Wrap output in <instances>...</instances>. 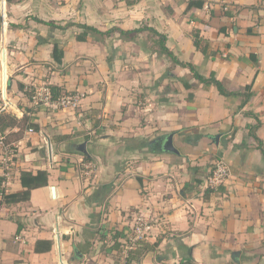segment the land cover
Wrapping results in <instances>:
<instances>
[{"label":"crops","instance_id":"obj_1","mask_svg":"<svg viewBox=\"0 0 264 264\" xmlns=\"http://www.w3.org/2000/svg\"><path fill=\"white\" fill-rule=\"evenodd\" d=\"M56 1L4 0L1 10L12 99L0 111L29 122L0 132L15 150L5 193L23 189V170H46L48 184L0 205V264H264V156L249 135L255 126L264 149V0ZM78 24L140 31L80 41ZM193 30L214 55L196 50ZM153 31L226 90L251 84L250 98L240 106L242 96L193 78L159 52ZM42 85L79 102L34 106L25 92ZM168 134L178 153L162 149ZM218 158L230 172L213 190L205 180ZM138 214L152 225L144 242L156 246L125 257ZM38 239L51 240L50 250L35 252Z\"/></svg>","mask_w":264,"mask_h":264},{"label":"trees","instance_id":"obj_2","mask_svg":"<svg viewBox=\"0 0 264 264\" xmlns=\"http://www.w3.org/2000/svg\"><path fill=\"white\" fill-rule=\"evenodd\" d=\"M202 6V2H195V1H189L187 8L191 6ZM37 19V18H36ZM38 22L41 23H47L51 26H56L53 24V22H45L43 20L37 19ZM78 26L82 29L80 33L76 35V38L80 41L85 40L86 35L90 32L96 33L101 36H108L110 33L117 31L120 35L127 34V33H138L140 31V28L132 29L130 31H124L119 28H111L108 29L104 32L97 30L96 28L86 25V24H78ZM60 27V26H56ZM155 35L158 36V41H159V52L167 56L168 58L171 59V61L176 64L180 65L182 67H186L189 69L190 74L193 78L198 80L199 82L203 83L204 85H209L212 84L214 85L218 92L224 96H230V95H240L242 96V101L240 103V106L246 102L250 96H251V84H247L244 87V90L242 92H233V91H228L224 88L223 84L221 81L215 78L214 73L211 72L208 76L201 75L196 67L194 66L193 63L191 62H182L180 61L164 44L165 42V36L157 33L156 31H153ZM192 43L196 50L200 51L204 56H211L215 54V51L210 49V45L208 42L204 39H202L199 35L198 30H193L192 31ZM62 57H63V51L60 49L56 44H54L53 49H52V58L57 64L62 63ZM184 86L186 88L190 87V84H188L187 81L184 82ZM20 89L22 88L19 87ZM52 90L57 89L54 86L50 87ZM29 97L32 95L30 91L25 92ZM26 125H29L27 117L24 115L22 118L18 119L14 114L7 113L3 110L0 111V132L4 133V131L7 128H14L17 127L18 131H21ZM33 126L34 129H38V126L35 124H30ZM255 129L256 127H252L249 130V135L252 136V138L256 141H258V146L257 148L260 150V152L264 156V149L262 147V142L257 138L255 134ZM160 146V145H158ZM157 146V147H158ZM160 148V147H158ZM88 159L87 155L84 154V160ZM20 184L22 186V190L18 192H11V193H4L1 192L0 194V205L2 204H12V203H18L21 201H27L30 198V192L34 188L46 186L48 184V172L43 169H39L36 172H31L29 170H23L20 173L19 176ZM19 224H18V230L19 231ZM117 244V243H115ZM52 246V241L51 240H36L35 245H34V251L35 252H45L49 251ZM156 246V243L149 244L144 241L138 242V244L135 246L134 252L137 253V251L141 250L143 248L145 251L150 250ZM132 250L129 251L128 255L133 252Z\"/></svg>","mask_w":264,"mask_h":264},{"label":"built area","instance_id":"obj_3","mask_svg":"<svg viewBox=\"0 0 264 264\" xmlns=\"http://www.w3.org/2000/svg\"><path fill=\"white\" fill-rule=\"evenodd\" d=\"M2 5L4 0H2ZM208 7V6H207ZM31 101L34 106L44 104L53 108H70L75 107L79 102V96L76 94H59L55 95L53 90L46 85H42L34 90L31 95ZM32 131V128H29ZM0 146L2 153L0 157V165L2 166V180L0 182L1 192H6V188L9 186V180L11 178V169L13 165V159L15 157L14 146L11 143L5 141L4 136L0 135ZM93 164L89 163L86 169H93ZM230 168L228 163L223 158L215 160L212 169L205 180V187L209 189H218L226 184L229 176ZM0 192V194H1ZM150 221L143 215L138 214L134 217L133 224L130 231L127 234V238L124 242L125 257L128 256V252L133 250L140 241H144L151 230Z\"/></svg>","mask_w":264,"mask_h":264},{"label":"rangeland","instance_id":"obj_4","mask_svg":"<svg viewBox=\"0 0 264 264\" xmlns=\"http://www.w3.org/2000/svg\"><path fill=\"white\" fill-rule=\"evenodd\" d=\"M1 1V0H0ZM6 1V4L8 3V2H10V1H15V0H5ZM57 3H56V5L57 6H60V5H62V4H64L65 3V0H59V3H58V1H56ZM2 3H0V107H2V106H4V104H5V106L7 107V106H9L8 105V100H10V99H12L11 97H12V94L10 93V90H9V86H8V80H9V70H8V68H6V62H7V58H5V60H6V62H5V68H3V65H2V48L3 47H5V49H6V57L8 56V48H7V45H5L4 44V42L2 41V39H3V36H4V34L6 33V31H5V29H4V32L2 31V29H1V27H2V22H3V18L1 17V10L3 11V8H4V6L3 5H1ZM4 20H5V17H4ZM24 24H27V22H25ZM4 26H6V25H4ZM109 36V35H108ZM109 53V52H108ZM110 54V53H109ZM109 54H108V56H109ZM5 82H6V86H5ZM5 86V87H4ZM5 88V89H4ZM3 90V91H2ZM5 90V91H4ZM5 93V96H3V94ZM19 102H21V101H16L15 103H16V105L18 104V105H20V103ZM24 106H26V105H24ZM12 108L13 109H9L10 110V112H12V110H15V104H14V106L12 105ZM16 111V110H15ZM13 113V112H12ZM7 138H9V139H11L12 138V136L11 137H7ZM47 157L45 156V159H46ZM107 238V241H106V243L107 242H109L110 240H108L109 239V237H106ZM122 249V248H121Z\"/></svg>","mask_w":264,"mask_h":264},{"label":"water","instance_id":"obj_5","mask_svg":"<svg viewBox=\"0 0 264 264\" xmlns=\"http://www.w3.org/2000/svg\"><path fill=\"white\" fill-rule=\"evenodd\" d=\"M2 65H3V68H5V48H2ZM5 86H6V82H5ZM3 96H5V95L3 94ZM85 147H86V144L85 143H81L79 145V147H78V150L80 152L85 153L86 152V148ZM162 149L165 150V151L178 153V150L174 147V145L172 143V134H168L166 136L165 140L162 143ZM51 195H52V197L55 196V191H54V187L53 186H51Z\"/></svg>","mask_w":264,"mask_h":264},{"label":"bare ground","instance_id":"obj_6","mask_svg":"<svg viewBox=\"0 0 264 264\" xmlns=\"http://www.w3.org/2000/svg\"><path fill=\"white\" fill-rule=\"evenodd\" d=\"M5 87V86H4ZM5 89V88H4Z\"/></svg>","mask_w":264,"mask_h":264}]
</instances>
